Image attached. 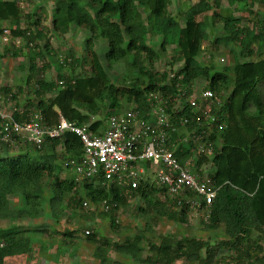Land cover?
I'll return each instance as SVG.
<instances>
[{"label": "trees", "instance_id": "1", "mask_svg": "<svg viewBox=\"0 0 264 264\" xmlns=\"http://www.w3.org/2000/svg\"><path fill=\"white\" fill-rule=\"evenodd\" d=\"M49 1L53 5L46 25L42 11L26 12L19 0H0V26L8 24L9 28H3L9 31V41L21 37L26 47L5 43L0 57H27L23 85H0V94L15 98L24 85L32 93L14 117L22 121L30 113H39L41 123L50 126L63 116L101 132L112 113L133 107L147 116L150 101H157L158 96L177 129L171 136L180 162L191 153L194 136L203 134L213 144L210 175L218 188L203 223L210 230L221 227L224 237L210 240L168 232L157 241L147 239L148 254L140 258L138 245L150 229L149 220L155 222L159 216L187 222V194L172 197L149 176L138 179L133 188L103 178H80L69 161L79 159L83 145L78 135L65 130L57 137H45L39 147L20 139L15 145L0 141V264L8 256L31 255L27 232L32 227L23 221L44 215L45 201L51 214L58 216L63 212L62 201L76 209L88 200L100 205L99 214L107 215L111 229L118 230L114 211L125 207L130 197L139 198L135 209L147 221L135 228L132 237L120 241L82 227L81 237L93 244L97 257L108 248L138 264H177V260L182 264H264V247L258 241L264 235V18L259 17L260 11L264 13V0H225L226 4L222 0H179L177 11L173 0ZM244 11L247 16L236 14ZM71 25L87 30V57L73 56L71 51L59 56L56 80L48 81L44 72L49 67L45 55L50 53V34L64 35ZM151 30L160 36V51L167 50L171 39L175 41L162 70L153 66L159 53L149 41ZM100 38L107 43L105 64L93 47ZM230 44L238 45L240 57L234 52L232 66L216 67L212 52ZM202 53L207 62L199 59ZM113 62H122L127 70L118 82L108 74ZM198 80L220 102L213 106L212 121L202 108L194 109L183 100L193 93ZM127 104L131 106L126 108ZM181 125L191 135L188 144L176 142L185 135L179 130ZM207 161L206 155L199 154L196 166ZM45 189L50 190L48 196ZM11 196L23 205L11 207ZM253 232L257 233L255 240ZM63 234L72 237L74 231L65 229ZM222 248L229 252L222 253ZM112 264L120 263L114 260Z\"/></svg>", "mask_w": 264, "mask_h": 264}, {"label": "rangeland", "instance_id": "2", "mask_svg": "<svg viewBox=\"0 0 264 264\" xmlns=\"http://www.w3.org/2000/svg\"><path fill=\"white\" fill-rule=\"evenodd\" d=\"M195 1V0H191ZM179 0H173V10L177 11L179 9ZM19 4L24 11H42L47 19L42 18V24L48 25L50 9L52 7V2L49 0H19ZM222 4H226L225 0H222ZM44 9V11H43ZM242 16H247V12L236 13ZM259 17L264 18L263 11L259 12ZM74 25V24H72ZM70 26L69 30L64 35L50 34V53L45 55V60L49 63V67L44 72V76L48 81L56 80V75L60 70L59 56L62 57L68 54L69 51L72 52L73 56L87 57V51L85 48L84 40L88 35L87 30L79 26ZM1 28H9L8 24L3 23ZM3 28V30H4ZM3 33V31H2ZM0 34V52L5 44L3 40V34ZM150 42L155 50H158L159 57L154 61V68L156 70H162L166 67V63L169 60V55L172 52L175 41L171 39V43L166 51H160L159 42L160 36L158 33L151 30L149 32ZM12 43V47H25L23 39L19 38V43L16 46L13 41H6V44ZM93 47L102 62L104 61V51L107 49V43L104 38L95 40ZM26 50V49H25ZM236 53L240 57L239 47L237 44H230L227 47L220 45V48L213 51L214 54L213 62L216 67L221 68L224 65L232 66L233 53ZM204 53L199 56V59L207 62V57H203ZM250 59V57L243 58L240 60ZM40 61V60H39ZM38 61V62H39ZM65 66H63V71H65ZM27 73V57L23 55L11 56L8 54L5 57H0V85L8 84L10 86L18 87L23 85L24 78ZM127 73V70L122 62H113L108 69V74L114 82L120 81L121 78ZM203 81L198 80L195 82L194 89H198L204 86ZM24 89L16 94L17 97L10 98L8 101L3 97V106L8 108L10 102L23 109L26 103V99L32 96L29 86L24 85ZM50 87V86H49ZM47 87L46 95H49L51 90ZM1 103V102H0ZM131 105H126V108ZM180 132L184 131V126L180 127ZM185 134V133H184ZM188 134V132H187ZM208 161L204 163L206 169L205 172L212 174L214 168L211 162V154L205 152ZM69 174V170L65 172ZM211 176V175H210ZM48 191L45 189L44 193L48 196ZM48 193V194H47ZM86 200V199H85ZM86 207L83 205L81 208H68L65 205V201H62L61 206L63 212L59 213L58 216H53L50 212L48 202L45 201L44 215L32 219H26L23 224L28 226L30 229L27 232L29 235L28 240V252L31 255L28 256L27 253L8 256L5 258V264H112L114 260H117L120 264H138L140 262L131 260L130 258L122 255L121 253L115 252L111 249H104L101 257H97V253H94L93 244L86 241L85 237L82 235V227L89 228V231L96 233L100 236H109L115 240H122L124 236L132 237L135 228L144 225L145 218L143 215L136 211L135 205L139 204L141 201L137 197L129 198L128 203L125 207H119L114 211L117 218L119 227L118 230L111 229L109 226V217L107 215L99 214L101 210L100 205H93L89 203L88 200ZM23 202L17 197H10V206L19 207L22 206ZM96 207V208H95ZM205 214L202 210H189L186 223H180L174 219H165L159 217L155 222L149 220L148 224L150 229L147 230L145 238L139 242L138 256L144 258L148 254L146 240L151 239L152 241H157L161 234H166L168 232L175 233L177 235L187 234L189 236H195L200 238H208L210 240L223 238L222 228L219 227L216 230H210L206 228L203 223ZM204 219V220H203ZM35 228H41L42 230L37 231ZM65 229L74 231V235L69 237L64 235ZM90 232V233H91ZM87 233V232H85ZM257 233L253 232L252 239H257ZM264 247V235L261 240H258ZM222 253L227 254L229 252L227 249L222 248ZM177 264H182L181 260L176 261ZM142 264H150L149 261H145ZM247 264V263H242Z\"/></svg>", "mask_w": 264, "mask_h": 264}, {"label": "built area", "instance_id": "3", "mask_svg": "<svg viewBox=\"0 0 264 264\" xmlns=\"http://www.w3.org/2000/svg\"><path fill=\"white\" fill-rule=\"evenodd\" d=\"M8 29L3 30V40L9 41ZM13 43L17 46L19 39ZM61 83V81H59ZM11 94H0V141L15 145L17 140H25L39 147L45 137H57L65 130L79 136L83 151L77 160H70L69 166L80 178L96 181L110 180L120 186L135 187L138 179L149 176L156 184L165 187L166 194L182 196L187 194L185 202L189 210H202L207 216L218 186L214 185L202 162L199 167L198 155L212 154L213 144L203 134L194 136L191 153L183 162L174 154L171 133L177 129L171 123V114L167 112L162 99L150 101L147 116H142L133 107L122 112L110 114L101 132L88 129L87 125H77L63 116L54 125H43L39 113H30L29 118L18 120L14 114L19 107L12 101L6 108L2 105ZM156 98V95L153 96ZM194 108H202L203 114L210 121L214 119L213 106H219L214 92L205 87L194 89L193 93L183 99ZM183 126V125H181ZM177 138V143L186 144L191 135ZM86 207L87 201H83ZM88 232V230H85Z\"/></svg>", "mask_w": 264, "mask_h": 264}, {"label": "crops", "instance_id": "4", "mask_svg": "<svg viewBox=\"0 0 264 264\" xmlns=\"http://www.w3.org/2000/svg\"><path fill=\"white\" fill-rule=\"evenodd\" d=\"M105 125V124H104Z\"/></svg>", "mask_w": 264, "mask_h": 264}]
</instances>
